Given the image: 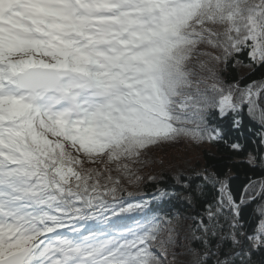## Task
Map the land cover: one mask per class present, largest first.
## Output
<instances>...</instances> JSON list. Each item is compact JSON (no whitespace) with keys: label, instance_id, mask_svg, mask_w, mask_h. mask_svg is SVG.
Returning <instances> with one entry per match:
<instances>
[{"label":"snow or ice","instance_id":"6c2138e0","mask_svg":"<svg viewBox=\"0 0 264 264\" xmlns=\"http://www.w3.org/2000/svg\"><path fill=\"white\" fill-rule=\"evenodd\" d=\"M245 115L264 147V0H0V264H264V179L128 190Z\"/></svg>","mask_w":264,"mask_h":264},{"label":"trees","instance_id":"16d2710c","mask_svg":"<svg viewBox=\"0 0 264 264\" xmlns=\"http://www.w3.org/2000/svg\"><path fill=\"white\" fill-rule=\"evenodd\" d=\"M238 58L245 63L248 62L245 53L239 54ZM230 75L247 80L252 73L250 69L240 65ZM219 127L223 130L224 135V140L221 142L203 143L198 146L181 142L176 144L179 147L176 145L167 146L164 149L165 154H160L161 150H150L146 158L163 161V163L157 162L143 168L141 172V175L145 177L143 182L139 187H129L128 190L133 193L150 194L155 192L157 187L171 184L172 177L177 172L191 174L193 169H207L221 176H227L233 195L238 197L249 180L264 179V168L259 164V156L264 154V147L259 145V137L255 135L259 131V125L245 115L240 129L232 128L228 121L220 123ZM250 128L251 131H249ZM233 143L241 144L242 149L240 151L233 150L230 147ZM249 154L256 157L254 167L248 163ZM149 175L158 177V182L149 181L147 179ZM260 203H264V201L257 199L251 202L243 212L244 222L249 232L259 222L260 217L256 208Z\"/></svg>","mask_w":264,"mask_h":264},{"label":"rangeland","instance_id":"374dc122","mask_svg":"<svg viewBox=\"0 0 264 264\" xmlns=\"http://www.w3.org/2000/svg\"><path fill=\"white\" fill-rule=\"evenodd\" d=\"M176 147H179V145H176ZM165 152H166L165 150H161L160 154H165Z\"/></svg>","mask_w":264,"mask_h":264}]
</instances>
